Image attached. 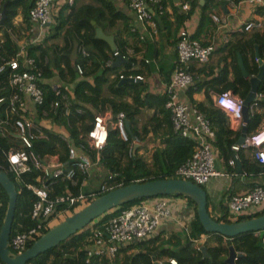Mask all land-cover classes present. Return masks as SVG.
<instances>
[{
  "label": "trees",
  "instance_id": "trees-1",
  "mask_svg": "<svg viewBox=\"0 0 264 264\" xmlns=\"http://www.w3.org/2000/svg\"><path fill=\"white\" fill-rule=\"evenodd\" d=\"M187 1H189L190 10L198 3V0ZM33 2L34 0H0V9L2 6L5 7V16L0 23L2 39L0 42V63L15 55L18 49L16 39L18 36H25L24 32L30 27L28 11ZM167 2L171 3L170 0H162L160 7L150 6L151 19L155 23L157 32L161 27L168 31L175 30L187 19L190 12V10L186 12L180 10L181 2L178 5L171 3V14L173 15L171 21L170 14L165 10ZM207 7L205 1L201 6L198 30L207 23ZM254 10L259 16L264 15V5L258 6ZM18 14L21 15V23L17 25L13 20ZM250 21L260 22L261 25L257 28L261 29L248 34H244L245 31L241 32L242 34L238 31L231 32L229 34L231 38L220 49L225 53L224 57H229L228 64L223 62L218 74L213 79L201 84V87L208 82L214 84L224 81L218 92L229 89L244 100L250 86L248 79L242 77L237 66L236 53L240 54L248 77L255 76L259 70L254 56V45L257 47L259 59L264 60V21L261 22L257 19ZM92 22L101 26L102 29L103 24L112 26L119 22L121 26L119 33L121 32L124 37L118 40L115 50L125 58L123 63L111 66L115 55L105 41L94 37ZM136 32L137 29L132 20L116 9L111 0H86V2L73 0L72 4L64 2L54 11L52 22L47 26L41 41L28 44L25 49V55L33 59L39 72L40 79L37 82L43 95L42 105L34 108L32 119L43 135L35 138L27 151L35 154L40 161H43L47 156L54 155L63 166H72L73 162L67 157L66 145L60 137L62 132L66 138L72 141L76 149L93 158L95 151L89 147L87 139V134L93 126V117L109 110L112 122L114 116L121 112L129 126V131H126V139H122L117 129L109 124L104 144L98 150V162L106 171L104 182L114 188L148 179L176 177L175 171L191 155L194 141L173 131L169 111L164 107L166 93L149 92L146 84L140 80L119 82L124 77H142L146 70V67H143L145 65L143 59L137 60L126 52L125 37L135 36ZM58 37L62 38V44L51 43L48 46H42V43L46 44L49 40H55ZM194 37L196 35L192 36V38ZM246 51L248 56L245 54ZM76 64L81 67L80 74L75 69ZM5 72L0 74V77H4ZM229 74L230 76H228ZM54 77H57L59 82L70 84L71 89L66 90L62 86L53 87L47 83ZM191 87L192 85L186 90L187 96L188 93L190 94ZM57 89L58 94H56ZM7 93L8 89L6 85L3 86L2 82L0 95ZM256 93H264V71L257 85ZM54 101H58L56 107H52ZM256 103L264 104V99L255 98L249 106ZM190 106L207 120L208 126L213 132V145L218 151V157L226 165L227 170L233 173L234 166H228L227 160L232 156L230 146L236 143L239 131L233 132L229 129L224 112L216 108L208 99L205 102L191 101ZM42 109L45 110L46 116L41 115ZM2 110L3 106H0L1 115ZM43 119L47 120L49 126L41 124ZM259 120L260 117L254 112L248 113L245 124L248 135L257 130ZM132 138L139 141L135 151L132 149ZM149 144H151L150 148ZM10 148L12 150L21 148L20 141L12 127L3 136H0V169L8 175L17 191L11 235L33 225L30 210L35 195L28 185L38 186L42 174L30 166L28 171L15 177L8 170L6 162V153ZM242 149L245 148H241L237 152V160L241 162L242 172L247 175L263 170V164L248 160L240 153ZM108 176L110 178H107ZM84 177V175L76 173L71 181L59 179L51 183L49 195L63 193L67 190L75 196L81 192L80 186ZM260 186L264 188V184ZM101 193L88 197L87 201ZM171 196L174 195H170L168 198ZM145 199L147 198L132 200L106 211L96 221L93 220L56 246L31 258L25 264H170L169 260L171 259L175 261V264H228L225 262V258L230 246L237 254L234 264H264V246L261 243V240L264 239V230L245 232L233 237L206 232L197 220L195 204L185 197L183 199L187 206L192 209L186 234L160 231L148 238L120 246L112 258L103 255H87L92 236L96 230L102 229L101 223L104 220L119 209ZM5 206L6 194L0 187V225ZM56 208L58 213H62L68 207L57 205ZM68 210L69 213H72L74 207H69ZM219 210H221L219 215L209 214L216 221L221 222L240 221L264 213V208L261 211L252 210L231 220L222 203H219ZM56 215L49 216V219ZM47 230L48 228L42 232ZM202 235L207 236L208 239L199 245L195 244V241ZM30 244L31 242L27 246ZM201 246L205 248V254L200 251ZM0 264H2L1 261Z\"/></svg>",
  "mask_w": 264,
  "mask_h": 264
},
{
  "label": "built area",
  "instance_id": "built-area-1",
  "mask_svg": "<svg viewBox=\"0 0 264 264\" xmlns=\"http://www.w3.org/2000/svg\"><path fill=\"white\" fill-rule=\"evenodd\" d=\"M125 1L129 10L134 14L135 20L143 24L144 30H148L154 35L156 26L151 19L150 6L160 7L162 0ZM221 1L231 7H235L239 3L249 7L264 5V0ZM64 2L72 4L73 0H34L28 11V19L31 23L37 24L40 31L28 35L32 31L30 26L26 30L27 36L16 39L18 49L15 55L0 63V74L6 71L4 77H0V84L3 82V86L6 85L8 89L7 94L0 95V106H3L2 115L0 114V136H3L12 127L21 145L19 150L10 148L7 151L8 170L17 177L28 171L32 166L42 174L38 186L28 185V188L35 195L30 210L33 225L24 231H16L10 235L8 248L13 253H20L25 250L29 242L35 241L44 233L42 232L44 229L51 227V221L54 217L50 220L49 216L60 214L57 211V205L68 207L64 212H68L69 207L72 206L76 210V208L88 202V197L106 192L112 188L103 179L95 190L79 192L75 196L67 190L63 193L49 195L51 183L59 179L71 181L76 173L85 176L91 166L98 162V150L104 144L109 124L117 129L122 139H126L127 132L123 113H117L111 122V114L105 111L93 117L92 129L87 134L88 145L95 151L93 158L82 151L79 153L72 141L63 134L60 137L66 145L67 157L73 162L70 167H65L58 161L56 163H51L48 160L40 161L35 154L27 151L30 149L32 141L41 137L43 133L27 115V101H25V98L27 97L30 104L35 108L42 105L43 95L37 82L40 79L39 72L33 59L25 55V49L28 44L41 41L43 28L52 22L54 11ZM179 6L183 11L189 9L187 0ZM211 19L215 23L219 22L218 17L214 15L211 16ZM260 25V22L246 20L237 26L236 30L244 32ZM1 40L0 35V42ZM224 42H227V40L225 39ZM213 50L214 45L211 42L202 44L197 39L192 38L185 26H181L177 32L175 42V62L172 74L165 85L166 101L164 107L169 111L173 131L194 141L192 153L177 168L175 171L176 177L189 180L197 185L204 184L209 178L222 175V173L215 168L217 150L213 145V132L209 128L207 120L200 112L179 100L178 90L186 88L192 82V75L189 70L190 62L206 63ZM113 55L123 57L117 50L113 51ZM261 61L264 62V60ZM75 69L78 74L81 73L80 65L76 64ZM136 78L141 79L139 76H136ZM58 93L57 89L56 94ZM255 98L264 99V93H255ZM57 104L58 101H54L52 107H56ZM213 104L237 122L241 121L243 100L232 95L228 90L216 93ZM41 115L46 116L44 109L41 110ZM138 144L139 141L132 138V146H138ZM249 146L254 149L253 157L259 162H264V122L254 133L245 135L241 144L236 142L230 146L232 156L227 160V165L234 166L238 158V150ZM107 178H110V176ZM172 206L173 203L169 198L152 197L119 209L101 223V230L94 232L87 255H103L112 258L120 246L153 235L162 222L176 220V223L180 224V218L174 214ZM226 206L229 213L228 218L231 220L240 214H247L249 210H256L258 207L264 206V188L255 185L244 194H232L229 196ZM261 243L264 246V239L261 240ZM169 263L175 264V261L171 259Z\"/></svg>",
  "mask_w": 264,
  "mask_h": 264
},
{
  "label": "crops",
  "instance_id": "crops-1",
  "mask_svg": "<svg viewBox=\"0 0 264 264\" xmlns=\"http://www.w3.org/2000/svg\"><path fill=\"white\" fill-rule=\"evenodd\" d=\"M111 1L116 9L120 10L122 13L127 15L132 20L133 25L137 29L135 36L125 37L127 43L126 49L128 54L134 56L137 60L140 59L144 60L145 65L143 67H146V70L144 71L141 79L139 80L143 81L146 84L147 90L149 92L155 94L157 93L160 94L162 92H165V85L170 79L173 70V65L175 62V40L177 38V32L181 26H185L191 36L196 35V37L194 38L200 41L202 44H207L211 42L214 45V50L210 55L209 60L206 63H198L196 61L190 62L189 70L192 75V82L186 88L182 90H178L179 100H181V102H183L190 108H191L190 106L191 101L205 102L208 99L213 104V98L215 94L218 93L219 89L222 87L224 81L214 84L208 82V84H204V86L202 87L201 84L213 79V77L216 74H218V70L222 66L223 62H227L228 64L229 57H224L225 53L221 52L220 49L221 46L225 43L224 40L226 39L227 41H229V39L231 38L229 37V34L234 31L237 32L236 27L246 20L257 19L260 20L261 22L264 21V15L259 16V14L255 12L254 9L256 7H249L247 5H243L242 3H239L235 7H231L226 5L221 0H198V1L196 0L198 3L194 5L191 8V10L188 9L190 10V12L187 19H185L177 28H175V30L170 29L168 31L166 28L161 27L158 32L156 31V33L152 35L148 30H144L143 24L135 20L134 14L129 10L124 0H111ZM184 1L186 0H177L175 2L173 0H170V2L173 5H178L180 4V2L182 3ZM205 1L207 2L208 5L206 12L207 23L202 28H200V30H198L197 28L199 23L201 6L204 4ZM80 2H86V0H80ZM170 4L167 2V4L165 5V10L170 14L169 18L172 21L173 15L171 14ZM213 15L218 17L219 19L218 23L212 21L211 16ZM13 22L14 24L17 25L20 24L21 15L18 14L17 16H15ZM30 26L32 28V31L28 35H33L35 33H38V31H40V28L37 26V24H33L30 22ZM99 27L101 28V26ZM120 27L121 26L119 22H117L112 26L103 24V29L101 28L104 34L111 35L113 37L115 48L118 40H121V37L122 39L124 37V35L121 34V32L119 33ZM46 28L47 27L43 28L42 30L43 36L45 35ZM260 29L261 28H252L248 31H245L244 34L246 33L248 34L254 30H260ZM24 35L27 36L26 31L24 32ZM51 43H57L60 45L62 44V38L58 37L55 40H49L46 44L42 43V46H48ZM245 54L246 56H248L247 51ZM228 76H230V74ZM47 83H49L53 87L62 86L66 90L71 89L70 84H68L67 82H59V79L57 77L49 79ZM191 85L192 87L190 89V94L188 93L187 96L186 90L189 89V86ZM228 91L232 95L239 97L237 94H233L229 89ZM25 101H27L26 104L27 115L31 119H33L34 107L30 104L27 97L25 98ZM247 110L248 113L254 112L260 117L257 127L258 130L264 122V104L263 103L253 104L252 106H248ZM105 111L110 113L109 110H105ZM224 114L227 117L229 129L232 130L233 132L239 131V136H240V130L241 127L243 126L242 119L241 121L237 122L236 120L231 118L227 113L224 112ZM42 123L47 124V126H49L46 119H43L41 121V124ZM61 134L64 135V133L62 132ZM148 146L150 148L151 144H149ZM253 150H254L253 147L249 146L245 149H242L240 153H242L250 161L263 164V170L255 174L251 173L247 175L242 172L240 161L238 162L239 169H236L234 164L233 173L227 170L226 165L223 163L220 157H218V151H217V156L215 159V168L218 171H220L222 175L209 178L204 183L203 186L208 201L207 210L209 211L210 214L219 215L221 213V210H219V203H222V206L224 208L226 207L227 209L226 206L227 200L229 196H231L232 194H244L248 192L256 184H260V185L264 184V162H259L253 157ZM77 151L81 153L80 150L77 149ZM44 160H48L51 163H56L58 161L57 157L54 155L47 156ZM105 175H106V171L102 168L99 162L94 163L89 169L88 173L85 175L80 186V191L87 192L89 190L90 191L95 190L100 185ZM170 201L174 205L173 210H174V214H176L177 217L180 218L182 217L183 214H187V216L185 217L186 223L180 222V224H178L176 223V220L162 222L161 225L154 232V234L160 231H165V232L172 231L178 234L181 233L186 234V232H188V223L192 216V209L187 206V203L184 199L180 200L177 198H171ZM263 208L264 206L262 207L260 206L256 209V211H261V209ZM248 212H251V210H249ZM58 221H60L59 214H57L52 219L51 225H53V222L55 224ZM206 239H208V237L202 235L195 241V244L199 245Z\"/></svg>",
  "mask_w": 264,
  "mask_h": 264
},
{
  "label": "water",
  "instance_id": "water-1",
  "mask_svg": "<svg viewBox=\"0 0 264 264\" xmlns=\"http://www.w3.org/2000/svg\"><path fill=\"white\" fill-rule=\"evenodd\" d=\"M174 2L177 0H173ZM238 1V0H236ZM5 16V7L0 10V23ZM94 29V37L101 39L107 43L111 51L115 50L113 37L102 32L101 28L92 22ZM254 56L259 65V70L255 76L248 77L240 54L236 53V63L240 69L243 78H247L249 82V92L243 100L241 117L243 126L240 130V136L237 144H241L245 135L246 127L244 124L248 118V106L254 100L256 88L262 78L264 71V62L258 57L257 47L254 45ZM125 61L120 55L115 56L111 66L118 65ZM127 81H138L135 77H124L120 79V83ZM126 131L129 126L125 122ZM133 145V151L136 149ZM236 169H239V163L235 161ZM0 187L6 194V206L3 219L0 225V261L2 264H25L28 260L36 255L56 246L59 242L67 238L69 235L82 229L96 218L100 217L106 211L118 207L122 204L140 198H149L162 195L182 196L190 199L195 204V214L199 224L206 232H215L224 237H233L245 232H258L264 230V213L257 216L247 218L240 221L221 222L216 221L207 210V197L205 190L189 180L181 178H156L144 181L132 182L118 187L109 189L108 191L95 196L93 199L85 203L79 209L74 210L69 215L51 227L33 241L25 250L20 253H13L8 248L10 238L11 224L14 217L17 191L13 182L8 175L0 169ZM200 251L205 254V248L200 247ZM237 254L232 247L228 248V255L225 262L234 264V258Z\"/></svg>",
  "mask_w": 264,
  "mask_h": 264
},
{
  "label": "rangeland",
  "instance_id": "rangeland-1",
  "mask_svg": "<svg viewBox=\"0 0 264 264\" xmlns=\"http://www.w3.org/2000/svg\"><path fill=\"white\" fill-rule=\"evenodd\" d=\"M44 36L41 34V38H43ZM18 38H20V36H18ZM43 124V123H42ZM43 125H47V124H43ZM105 179V178H104ZM203 186H204V184H201V187L203 188ZM170 195H163L162 196V198H164V199H167L168 197H169ZM177 197V199H180V200H183V197L182 196H176ZM175 196H171V198H176ZM171 198H169V199H171ZM82 206V205H81ZM172 207H174V205L172 206ZM80 207H78V208H76V210L77 209H79ZM70 213H69V211L68 212H62V213H60L59 214V220H61V219H63L65 216H67V215H69ZM187 216V214H183L182 215V217H180V221L181 222H184V223H186V217ZM57 219H58V217H57ZM97 220V218L94 220V221H96ZM53 224H54V222H53Z\"/></svg>",
  "mask_w": 264,
  "mask_h": 264
}]
</instances>
